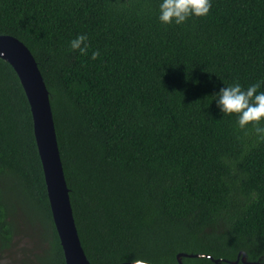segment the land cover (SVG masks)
Wrapping results in <instances>:
<instances>
[{
    "label": "trees",
    "instance_id": "16d2710c",
    "mask_svg": "<svg viewBox=\"0 0 264 264\" xmlns=\"http://www.w3.org/2000/svg\"><path fill=\"white\" fill-rule=\"evenodd\" d=\"M159 2L0 0V34L29 48L50 93L83 249L91 264L241 251L264 264V121L241 128L214 100L236 82L264 91V0H212L179 25L159 21ZM78 34L86 53L70 48ZM19 210L50 227L39 264H66L30 106L0 58V253Z\"/></svg>",
    "mask_w": 264,
    "mask_h": 264
},
{
    "label": "water",
    "instance_id": "95a60500",
    "mask_svg": "<svg viewBox=\"0 0 264 264\" xmlns=\"http://www.w3.org/2000/svg\"><path fill=\"white\" fill-rule=\"evenodd\" d=\"M0 58L8 62L20 80L27 97L33 121V133L42 164L44 181L53 223L59 237L66 264H91L81 244L70 201V189L64 175L57 141L50 93L43 76L29 48L17 37L0 34ZM203 254L180 252L181 257H197ZM212 258V257H211ZM220 262V259H214ZM244 264H262L260 261H248L245 252L238 253L235 261ZM119 264H133L123 261Z\"/></svg>",
    "mask_w": 264,
    "mask_h": 264
},
{
    "label": "clouds",
    "instance_id": "9594fccd",
    "mask_svg": "<svg viewBox=\"0 0 264 264\" xmlns=\"http://www.w3.org/2000/svg\"><path fill=\"white\" fill-rule=\"evenodd\" d=\"M158 19L164 24L185 22L190 16H205L212 7V0H160ZM86 34H78L69 44L73 50L86 53L88 49ZM98 52L92 53L95 59ZM260 82L252 83L247 88L238 82L221 87L214 93L215 103L223 114H236L239 127L249 124L259 125L264 121V91H258ZM257 132L264 133V127L257 126ZM264 139V136L261 137ZM133 264H152L150 260H133Z\"/></svg>",
    "mask_w": 264,
    "mask_h": 264
},
{
    "label": "rangeland",
    "instance_id": "374dc122",
    "mask_svg": "<svg viewBox=\"0 0 264 264\" xmlns=\"http://www.w3.org/2000/svg\"><path fill=\"white\" fill-rule=\"evenodd\" d=\"M14 199L17 207H21L22 200L17 198V195ZM15 220L17 233L14 235L12 246L0 253V264H39L37 256L48 247L46 234L52 236L49 225L47 224V232L41 222L31 223L20 210L17 211Z\"/></svg>",
    "mask_w": 264,
    "mask_h": 264
}]
</instances>
